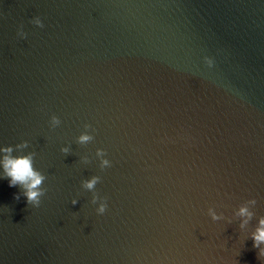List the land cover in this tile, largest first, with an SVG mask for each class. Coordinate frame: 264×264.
<instances>
[{"label": "water", "instance_id": "95a60500", "mask_svg": "<svg viewBox=\"0 0 264 264\" xmlns=\"http://www.w3.org/2000/svg\"><path fill=\"white\" fill-rule=\"evenodd\" d=\"M3 145L44 194L0 178V264H264V0H0Z\"/></svg>", "mask_w": 264, "mask_h": 264}, {"label": "clouds", "instance_id": "9594fccd", "mask_svg": "<svg viewBox=\"0 0 264 264\" xmlns=\"http://www.w3.org/2000/svg\"><path fill=\"white\" fill-rule=\"evenodd\" d=\"M31 23L42 26V22L38 16L31 19ZM18 35L23 38L25 33L18 29ZM205 65L211 67L214 63L213 58L205 55L203 58ZM50 120L55 124L59 123V118L52 114ZM85 129H89L90 125L85 123L83 125ZM94 131V130H93ZM93 139L92 132L84 131L77 136V141L84 144ZM28 144V141H20L16 147L22 148ZM62 152H67L69 149L67 147H62L60 149ZM13 151L12 145L0 146V178L7 177V183L9 186L19 185L23 190L22 195L25 198L27 204L33 207L40 204L41 196L44 194V189L40 187L42 181L44 180V175L36 168L33 167V153L28 152L26 154L11 155ZM95 153L100 157L99 167L101 169L110 165V160L104 155L103 148H96ZM100 180L98 175H91L82 181L84 188L93 190L95 185ZM20 194H14L16 199L19 198ZM72 204L77 203V199L73 197L70 201ZM254 200H250L249 203H254ZM90 203L95 205V212L97 214H102L105 212L107 207L105 198L103 196H98L96 192L93 191ZM237 215L248 217L251 216V212L248 210L246 205H242L237 209ZM209 215L211 220L217 221L222 218V214H218L211 208L209 209ZM245 223V220H241V226ZM253 247L259 245H264V217H261L258 221V226L254 232L251 233ZM260 255H264V247L260 248Z\"/></svg>", "mask_w": 264, "mask_h": 264}]
</instances>
